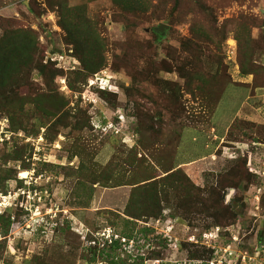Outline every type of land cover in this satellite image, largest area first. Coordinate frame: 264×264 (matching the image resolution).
I'll use <instances>...</instances> for the list:
<instances>
[{
    "label": "rangeland",
    "instance_id": "obj_1",
    "mask_svg": "<svg viewBox=\"0 0 264 264\" xmlns=\"http://www.w3.org/2000/svg\"><path fill=\"white\" fill-rule=\"evenodd\" d=\"M199 1L213 13L204 33L194 27ZM140 4L128 14L112 0H0V37L35 32L43 61L15 91L34 102L0 112V264H264V92L246 99L229 26L257 20L263 65L264 0ZM83 6L106 45V66L93 76L61 24V7ZM60 55L72 69L54 80L46 64ZM103 72L117 93L92 87ZM178 170L188 190L186 177L207 189L224 182L234 221L189 219L176 189H164L171 204L158 219L126 216L135 185Z\"/></svg>",
    "mask_w": 264,
    "mask_h": 264
},
{
    "label": "trees",
    "instance_id": "obj_2",
    "mask_svg": "<svg viewBox=\"0 0 264 264\" xmlns=\"http://www.w3.org/2000/svg\"><path fill=\"white\" fill-rule=\"evenodd\" d=\"M112 1L128 14L138 11V6L141 5V0ZM192 11L196 20L194 27L204 33V30L209 28L208 25L211 24L210 20L213 18L211 9L207 6L204 7L199 1ZM61 14L62 28L67 33L66 42L74 47L84 70L91 76L97 74L106 66V45L105 40L98 32L96 24L88 18L86 7H61ZM258 24L257 20L249 16H240L238 19L229 22L231 32L235 33L236 40L239 43L241 77L253 76L254 89L264 88V85H256L257 75L264 72V64H256L258 50L255 47L256 40L252 37V29L258 28ZM157 35H159V39L162 36L158 33ZM224 39H227V34ZM196 48L199 49L200 47L196 46ZM39 52L41 51L38 37L33 31L17 30L5 33L0 37V112L12 114L11 109L23 112L25 106L32 102L29 97L16 98L15 91L27 85L31 79V73L43 65V61L38 58ZM217 63L221 65L220 62ZM49 65L55 68L54 80L61 79L64 73H67L64 72L65 70L59 69L55 63L46 64V66ZM216 76H218V73ZM216 76L212 78L215 79ZM190 84L192 83L188 84L189 87ZM68 86L70 88V83H68ZM96 89L101 94H108V91ZM181 171L178 170L164 178L144 184L141 183L142 185H135L126 208V216L135 220L158 219L171 204L170 195L168 191L165 193L166 190L164 189H176L183 193L175 196L179 203L176 208L187 215L189 219L194 220L197 216H203L206 220L211 221V226H223L234 221L236 218L235 212H233L231 206H224V199L221 197V190L226 188L223 186L224 182L218 183L216 188L207 189L197 187L186 177L192 188V190H188L187 187L178 183L181 179H184L182 177L183 171ZM233 171L234 169L227 173L228 177L234 173ZM228 185L238 187V184L232 180L229 181ZM163 203L167 205L163 206ZM0 220L5 219L1 217ZM10 224L9 220V228ZM113 245L121 246L120 240H116ZM191 258L196 259L193 256Z\"/></svg>",
    "mask_w": 264,
    "mask_h": 264
},
{
    "label": "built area",
    "instance_id": "obj_3",
    "mask_svg": "<svg viewBox=\"0 0 264 264\" xmlns=\"http://www.w3.org/2000/svg\"><path fill=\"white\" fill-rule=\"evenodd\" d=\"M49 59L52 60V62L55 63L59 69H62L65 71L72 69V65L67 66L68 65L67 63H69L68 59H70L68 55H60L59 57H50ZM109 81H110L109 78H107V76L103 72L100 75H96V77L92 79L91 85L92 87H96L100 90L117 93L114 89V86H112ZM114 240L116 241L119 239H114V237H110L111 245H113V243L115 242Z\"/></svg>",
    "mask_w": 264,
    "mask_h": 264
},
{
    "label": "crops",
    "instance_id": "obj_4",
    "mask_svg": "<svg viewBox=\"0 0 264 264\" xmlns=\"http://www.w3.org/2000/svg\"><path fill=\"white\" fill-rule=\"evenodd\" d=\"M240 78H241L240 79V82L241 83H239V84L244 85V88L243 89H245V90H247L249 92V96L247 94V98L246 99H250L251 98L250 96H252V94L255 95V99L256 98L257 99L260 98L259 96H260V94L262 92H264V88H258V89H254L253 88L254 77L253 76H247V77H240ZM259 100H262V98L258 99L257 102H259ZM245 105H246V103H245ZM243 110H244V108H243ZM193 165H196V163L195 164H192L191 166H193Z\"/></svg>",
    "mask_w": 264,
    "mask_h": 264
},
{
    "label": "water",
    "instance_id": "obj_5",
    "mask_svg": "<svg viewBox=\"0 0 264 264\" xmlns=\"http://www.w3.org/2000/svg\"><path fill=\"white\" fill-rule=\"evenodd\" d=\"M169 27L166 25H162L159 29H156L155 32L158 34H164L166 30H168Z\"/></svg>",
    "mask_w": 264,
    "mask_h": 264
},
{
    "label": "bare ground",
    "instance_id": "obj_6",
    "mask_svg": "<svg viewBox=\"0 0 264 264\" xmlns=\"http://www.w3.org/2000/svg\"><path fill=\"white\" fill-rule=\"evenodd\" d=\"M22 174V177L23 178H26V176H27V173L26 172H23V173H21Z\"/></svg>",
    "mask_w": 264,
    "mask_h": 264
}]
</instances>
